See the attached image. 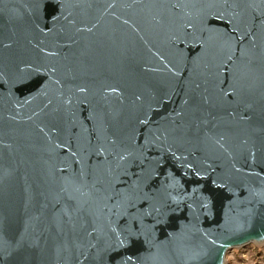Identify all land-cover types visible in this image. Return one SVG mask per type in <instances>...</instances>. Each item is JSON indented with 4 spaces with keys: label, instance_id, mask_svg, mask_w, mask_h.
Segmentation results:
<instances>
[{
    "label": "water",
    "instance_id": "1",
    "mask_svg": "<svg viewBox=\"0 0 264 264\" xmlns=\"http://www.w3.org/2000/svg\"><path fill=\"white\" fill-rule=\"evenodd\" d=\"M263 240L264 0H0V264Z\"/></svg>",
    "mask_w": 264,
    "mask_h": 264
},
{
    "label": "rangeland",
    "instance_id": "2",
    "mask_svg": "<svg viewBox=\"0 0 264 264\" xmlns=\"http://www.w3.org/2000/svg\"><path fill=\"white\" fill-rule=\"evenodd\" d=\"M224 264H264V240L231 248L226 252Z\"/></svg>",
    "mask_w": 264,
    "mask_h": 264
},
{
    "label": "bare ground",
    "instance_id": "3",
    "mask_svg": "<svg viewBox=\"0 0 264 264\" xmlns=\"http://www.w3.org/2000/svg\"><path fill=\"white\" fill-rule=\"evenodd\" d=\"M258 243V242H257ZM224 260H225V256L223 257V261H222V264H224Z\"/></svg>",
    "mask_w": 264,
    "mask_h": 264
}]
</instances>
